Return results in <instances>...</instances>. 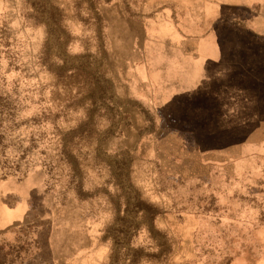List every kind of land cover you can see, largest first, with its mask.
I'll use <instances>...</instances> for the list:
<instances>
[{
    "label": "rangeland",
    "instance_id": "374dc122",
    "mask_svg": "<svg viewBox=\"0 0 264 264\" xmlns=\"http://www.w3.org/2000/svg\"><path fill=\"white\" fill-rule=\"evenodd\" d=\"M0 264H264V0H0Z\"/></svg>",
    "mask_w": 264,
    "mask_h": 264
}]
</instances>
